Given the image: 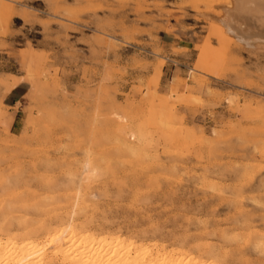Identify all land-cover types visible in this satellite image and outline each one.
I'll list each match as a JSON object with an SVG mask.
<instances>
[{
	"label": "rangeland",
	"instance_id": "374dc122",
	"mask_svg": "<svg viewBox=\"0 0 264 264\" xmlns=\"http://www.w3.org/2000/svg\"><path fill=\"white\" fill-rule=\"evenodd\" d=\"M212 6L0 0V238L75 230L264 264V47Z\"/></svg>",
	"mask_w": 264,
	"mask_h": 264
},
{
	"label": "bare ground",
	"instance_id": "6f19581e",
	"mask_svg": "<svg viewBox=\"0 0 264 264\" xmlns=\"http://www.w3.org/2000/svg\"><path fill=\"white\" fill-rule=\"evenodd\" d=\"M217 2L219 11L214 10L216 6L208 10L216 13V21L238 45L248 49L264 47V0ZM163 251L154 255L149 247L122 236H95L75 230L55 229L42 243L20 239L15 234L0 238V264H216L178 250Z\"/></svg>",
	"mask_w": 264,
	"mask_h": 264
},
{
	"label": "crops",
	"instance_id": "0c3cea01",
	"mask_svg": "<svg viewBox=\"0 0 264 264\" xmlns=\"http://www.w3.org/2000/svg\"><path fill=\"white\" fill-rule=\"evenodd\" d=\"M162 37H163V44L165 46H170L174 43V41L171 39L172 35L170 33H164ZM32 89H33L32 83L28 79H22L17 85H15L11 89L10 92H8L5 95L4 97L5 105L10 108H13L17 104L22 103V101L31 93ZM16 114L14 117H16Z\"/></svg>",
	"mask_w": 264,
	"mask_h": 264
}]
</instances>
